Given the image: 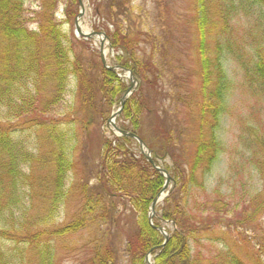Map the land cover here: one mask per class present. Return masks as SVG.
<instances>
[{
  "label": "trees",
  "instance_id": "obj_1",
  "mask_svg": "<svg viewBox=\"0 0 264 264\" xmlns=\"http://www.w3.org/2000/svg\"><path fill=\"white\" fill-rule=\"evenodd\" d=\"M40 1L36 26L30 27L25 0H0V242L26 243L38 256L36 264H55L54 241L83 232L91 234L85 244L91 255L81 264H145L149 252L157 254L153 264H246L222 240L238 237L251 251L260 247L254 262L264 264V242L243 239L239 235L249 232L236 230L245 219L237 218L233 197L207 196L199 180L221 150L217 129L227 94L221 54L233 55L236 46L233 57L242 63L245 80L264 94V31L256 41L237 42L225 33L228 10L218 0H192L199 84L188 90L175 75L163 76L153 61L157 38L141 28L133 0H90L92 28L108 37L114 64L144 81L124 103L117 125L143 140L174 180L151 226L149 206L164 178L133 138L102 130L127 85L87 58L89 40H74L62 30L54 0ZM263 3L252 0L247 6ZM75 4L69 0L63 12V23L71 28ZM163 37L168 44V35ZM142 44L148 46L144 69L151 78L131 64L145 53ZM72 79L75 103L61 110ZM164 79L172 83L169 90ZM252 139L264 149V136ZM257 166L264 167L260 160ZM194 188L202 191L200 199L191 198ZM255 201L261 210L264 201L255 197L249 205ZM63 209L64 220L56 223L54 216ZM165 222L173 228H166L168 240L158 249L163 236L157 228ZM219 244L225 252L217 251Z\"/></svg>",
  "mask_w": 264,
  "mask_h": 264
},
{
  "label": "rangeland",
  "instance_id": "obj_2",
  "mask_svg": "<svg viewBox=\"0 0 264 264\" xmlns=\"http://www.w3.org/2000/svg\"><path fill=\"white\" fill-rule=\"evenodd\" d=\"M54 1L56 2L54 6L56 9L55 17L57 20L62 21V30L68 36H74V40L79 38L74 27V20L80 11L78 1L76 0L75 14L71 19L72 28L69 23H63V12L69 0ZM233 1L235 2L234 4ZM241 1L218 0V3L221 4L222 9L228 10L226 13V21L228 22L225 30L226 35L231 39L235 38L237 42L244 41L248 44L251 41L258 40L259 34L264 31V15L261 20L256 16L259 11L264 12V3L261 6L257 4L247 6L252 0ZM40 2V0H25L24 2L25 13L30 27L36 26V12L39 9ZM81 2L83 11L82 17L79 18V24L85 30H94L92 28V6L90 0H81ZM132 6L134 13L139 15L141 19V28L143 30L151 29L157 38L153 61L162 68L163 76L166 74L170 78L171 75H175L178 79L185 81L184 87L186 89L195 90L199 84V77L197 73L198 63L195 50L196 34H194L193 26L192 0H159V4L157 0H133ZM256 21L259 26H255ZM164 33L169 37L170 42L168 44L163 37ZM89 41V48L85 47L84 53L88 55L87 58L92 57L96 61H100V42L91 39ZM142 45L143 49L146 46L145 53H139L138 59L131 64L136 65L142 72H145L147 78H151L150 72L144 69V65L147 62V60L146 62L144 61V58L148 55V46ZM209 47L211 50L213 49V45L210 46V43ZM102 49L108 64L115 65L114 51L109 46L108 40H104ZM92 50L96 52V56H93ZM231 51L235 55L238 52V48L235 46ZM228 53V51L224 50L220 57L227 82L225 107L217 129L221 150L211 171L204 178L200 177L199 180L202 182V188L207 196L214 197V193L222 192V194L227 193L233 197L237 204V218L245 219L243 224L237 223L238 227L236 230L242 232L247 230L249 232V234H240V237L243 239L251 238L254 242H264V207L261 210H256V201L253 205H249L250 201L254 200L255 197L261 199V202L264 201V167L260 169L257 166L258 160L264 166V149L257 146L252 139L256 134L264 136V94L259 86L249 84L245 80L242 63ZM119 72L122 74L120 79L124 80L127 88L131 86V82L133 83L132 93L138 89L139 85L144 83L136 75L133 80L129 79L127 76L128 71L125 69H120ZM171 84V82L165 80L163 84L164 90H169ZM142 88L145 89L144 87ZM147 92L149 95H153L151 89H147ZM123 95L121 94L115 100L111 112L116 111ZM72 103H75L74 79L69 82L65 103L61 110ZM102 130H106L107 134H111L107 122L102 125ZM98 131L99 129H97ZM31 137H34V135ZM45 144L44 141L41 143V145ZM166 162L169 165L170 161ZM201 196L202 191L199 188L192 190L191 198L200 199ZM72 208L73 206H70L68 210ZM248 214L249 218L246 219ZM64 215L63 209L61 213L55 214L54 221L61 223L64 220ZM165 226L168 229L172 228L171 223H166ZM90 237L91 234L83 232L80 235L65 236L54 241L55 251L57 252L55 264H81L87 260L91 252L85 244L87 238ZM222 240L226 241L232 248L233 253L246 264H255L254 257H259L258 254H262V251L257 249L260 248L258 245L257 248L254 247L251 251L246 244L240 242L238 237H233L232 239L224 236ZM117 242H120V240ZM0 244L2 245L0 262L3 261L5 262L4 264L37 263L38 256L36 252L32 249L26 250V243H17L14 240H9L1 241ZM206 246L208 244L201 247L202 253L205 255L208 251ZM216 248L218 252H225L226 247L224 244H219ZM263 256L261 257L263 258Z\"/></svg>",
  "mask_w": 264,
  "mask_h": 264
},
{
  "label": "water",
  "instance_id": "obj_3",
  "mask_svg": "<svg viewBox=\"0 0 264 264\" xmlns=\"http://www.w3.org/2000/svg\"><path fill=\"white\" fill-rule=\"evenodd\" d=\"M78 1H79V5H80V11L78 13V16L74 20V25H75V29H76L77 34L79 36L84 37V38H87V39L99 40L100 41V45H101V49H100V60H101V62L103 64V66L105 68L113 71V72H116L117 67L108 66V64L106 62V59H105V56H104V52L102 50V44L104 42V39L106 38L105 35L103 33H101V32L85 30V29H83L80 26V24H79V18H81V16H82L83 8H82V2H81V0H78ZM118 75H120V74H118ZM129 76H130V78H132L131 77L132 76L131 74ZM132 86H133V83L131 82V86L129 87V89L127 90V92L120 99L118 109L115 112H113L111 114V116L108 118L107 124H108V127L110 128V130L114 134L119 135V136H128V137L134 138L138 142L140 151L144 154L146 160L148 162H150L153 165V167L155 169H157L159 171V173L162 174L165 177V183H164V186H163L162 190L153 198V200L151 202V205H150V208H149V215H148L149 216V222H151V224H152V219H153L154 212H155V206H156V204L158 202H160L166 196L167 193H164V190L166 189V187L168 185V182L171 180V178H170V176L167 174V172L163 168L158 167L153 162V160L151 158V152H150V150L147 148V146L144 144V142L140 138H138L133 133L126 132V131L118 128V126L115 123V119L120 114V112H121V110L123 108V105H124L125 100L131 94ZM159 231L164 235V242L161 245L163 247L165 245L166 241H167V234L165 233V230H164L163 227H160L159 228ZM149 258H150L149 255H147L145 257V261L148 262V264H150Z\"/></svg>",
  "mask_w": 264,
  "mask_h": 264
}]
</instances>
